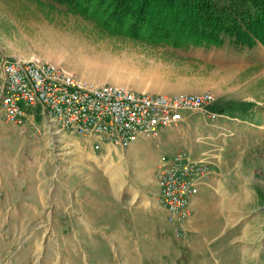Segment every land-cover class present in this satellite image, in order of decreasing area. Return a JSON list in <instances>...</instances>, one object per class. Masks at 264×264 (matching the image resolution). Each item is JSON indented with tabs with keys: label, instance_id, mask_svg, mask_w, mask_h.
Instances as JSON below:
<instances>
[{
	"label": "rangeland",
	"instance_id": "374dc122",
	"mask_svg": "<svg viewBox=\"0 0 264 264\" xmlns=\"http://www.w3.org/2000/svg\"><path fill=\"white\" fill-rule=\"evenodd\" d=\"M259 46L244 48L242 68H204L162 48L174 47L114 35L51 0H0V60L40 59L94 83L128 74L132 88L160 79L185 92L203 88L227 112L263 122ZM157 160L154 145L94 152L92 142L42 118L14 125L0 112V264H264V184L233 177L216 186L239 190L222 200L242 218L205 245L225 221L197 231L189 221L178 237L158 201Z\"/></svg>",
	"mask_w": 264,
	"mask_h": 264
},
{
	"label": "built area",
	"instance_id": "2783aa9c",
	"mask_svg": "<svg viewBox=\"0 0 264 264\" xmlns=\"http://www.w3.org/2000/svg\"><path fill=\"white\" fill-rule=\"evenodd\" d=\"M0 112L14 125L29 117L92 142L94 152L128 150L141 141L179 131L189 114L200 113L204 125L220 117L211 111L216 99L206 94L149 95L118 84L100 85L40 59L0 61ZM213 159L187 150L160 156L154 170L158 201L177 236L187 230L191 203L209 186Z\"/></svg>",
	"mask_w": 264,
	"mask_h": 264
},
{
	"label": "crops",
	"instance_id": "0c3cea01",
	"mask_svg": "<svg viewBox=\"0 0 264 264\" xmlns=\"http://www.w3.org/2000/svg\"><path fill=\"white\" fill-rule=\"evenodd\" d=\"M259 45L247 50L256 51V49H259ZM162 48L166 52L170 51L176 60L180 59L178 60L180 62L189 65L196 63L204 68L236 69L244 67L245 63L246 49L235 46L229 40L220 47ZM128 78V74H126L125 80L122 81L125 83H120V80L114 82L103 80L95 83L120 84L137 93L149 95L213 93L203 88L191 90L193 92H185L188 91L186 87L175 86V84L162 79L155 80L157 83L150 87L139 84L132 88L129 85L130 80ZM213 95L216 98V102L210 109L219 114L220 117L211 126L204 125L203 117L200 113L189 114L188 120L181 130L164 131L156 140L150 142L141 141L131 146L134 147V151H139L148 149L149 145H154L158 160L162 155L172 156L179 150H187L195 158L208 153L213 159V173L209 180V186H203L199 195L192 201L190 221H192L194 231L206 229L209 222H219L221 219L225 221V226L217 228L216 235H208L205 241H200L201 244L204 243L205 245L218 244L219 239L227 234L229 229L238 226L242 218V216L235 215L241 212L236 210L238 207H235V205L228 206L222 200L224 197L233 196L232 193H238L236 191L239 190L230 192L227 185V188H217L216 186L219 183L222 185L226 184L227 181L234 179L233 177L237 178L240 185L250 181L256 185L264 184V121H260L261 117L252 119V116L244 117L243 114L227 112V108L223 105L221 106L222 102L218 101L217 95L215 93ZM153 156L155 157L156 155L153 154ZM240 185L236 189H241L239 188ZM216 198L220 199L216 200ZM234 218L237 219V222H233ZM204 234L202 232L198 236H204ZM192 238L189 240L192 243L198 241L197 238L196 240Z\"/></svg>",
	"mask_w": 264,
	"mask_h": 264
},
{
	"label": "trees",
	"instance_id": "16d2710c",
	"mask_svg": "<svg viewBox=\"0 0 264 264\" xmlns=\"http://www.w3.org/2000/svg\"><path fill=\"white\" fill-rule=\"evenodd\" d=\"M114 35L174 48L264 47V0H51Z\"/></svg>",
	"mask_w": 264,
	"mask_h": 264
}]
</instances>
